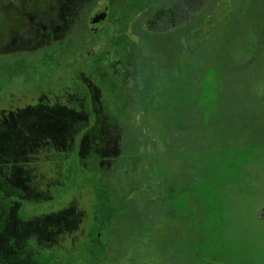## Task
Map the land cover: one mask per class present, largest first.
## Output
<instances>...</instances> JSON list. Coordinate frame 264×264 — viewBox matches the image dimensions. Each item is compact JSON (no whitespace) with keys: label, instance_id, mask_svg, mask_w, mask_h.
<instances>
[{"label":"rangeland","instance_id":"1","mask_svg":"<svg viewBox=\"0 0 264 264\" xmlns=\"http://www.w3.org/2000/svg\"><path fill=\"white\" fill-rule=\"evenodd\" d=\"M215 1L0 0V264H264V90L234 88L264 5L244 26ZM87 99L99 137L76 133Z\"/></svg>","mask_w":264,"mask_h":264},{"label":"trees","instance_id":"2","mask_svg":"<svg viewBox=\"0 0 264 264\" xmlns=\"http://www.w3.org/2000/svg\"><path fill=\"white\" fill-rule=\"evenodd\" d=\"M224 1L225 0H216L215 1V5H213V8L216 9V13H217V18L219 21L221 22H226L227 20V16L229 14L225 13V11L227 12V9L224 8ZM233 4H236V6L241 5L236 14L239 16V18L244 21V26L248 25L249 22H245V19L247 17H249L251 15V9H255L257 12H259L260 8L262 9V6L264 5V0H262V6H260V3H256V1H260V0H246L245 2H243L244 0H242V2L240 0H230ZM249 5L251 6L249 8ZM264 9V6H263ZM165 14H163V11H158L155 14V17L150 19L148 22V26L150 28H152L154 26V24L156 23L157 19H161V16H163ZM241 25L237 26V29H241ZM238 36H235V39L239 42V44H237V42L235 43L233 41V45H236V47H233L232 49L235 50V52L230 53L231 55L238 56L239 53H242L243 48H244V39H243V33L239 32L237 33ZM246 55V54H245ZM232 62L237 65L240 62V59L235 58L232 59ZM250 70V71H249ZM75 70H70V73H72V77H74V73ZM245 73L246 75L250 72L248 78L250 79H246L243 75H241L242 73ZM253 72L257 73V76L254 77ZM79 74V72L76 73V76ZM240 76L238 77L240 80H238L236 83L234 82V88L236 90H240L243 92H247V96H252L253 94L255 96L253 97H257L258 93L257 91L259 90H264V48L262 49L260 56L257 60V63L255 64V66L251 65L249 68L247 69H243V71L241 72ZM252 77V78H251ZM244 79V80H243ZM105 82H107L108 80L105 78L104 79ZM66 85L61 86V88L63 89L61 92L63 93H67L72 91L73 93H77V90H73L74 87L77 85V81H76V77H74L73 79H71L70 83H65ZM98 84H101L100 81H98ZM111 84H108L106 87L108 90L111 89ZM233 86V85H232ZM55 92H51L48 93L47 96H55L54 95ZM82 92L80 91V93H77V96L79 98L82 99ZM252 98V97H251ZM253 99V98H252ZM85 104L84 105V112L87 115V119H83L81 121H79L78 127L76 129V133L80 136V137H84L86 136H101V130H102V126H103V110L101 105H99V103L93 99H87L84 100ZM248 106V105H247ZM249 107V106H248ZM247 107V110H249V108ZM261 109L258 112V115H253L255 117H261L263 122L261 123V127H259L258 129H261V134L263 135L264 133V105L260 106ZM250 111V110H249ZM251 112V111H250ZM249 112V113H250ZM252 113V112H251ZM208 139V137H207ZM217 140V138H216ZM258 143H260V139H255ZM206 143H209V147L212 149H215L214 147H220V143L216 144V143H210L208 141H206ZM205 143V144H206ZM222 143V142H221ZM204 145V144H203ZM202 146V145H201ZM207 147V148H209ZM206 149V148H205ZM14 195L13 190L11 189L10 185L8 184V182H6L4 179L0 178V231L2 230L8 216H9V210L11 208V203H10V197H12Z\"/></svg>","mask_w":264,"mask_h":264},{"label":"water","instance_id":"3","mask_svg":"<svg viewBox=\"0 0 264 264\" xmlns=\"http://www.w3.org/2000/svg\"><path fill=\"white\" fill-rule=\"evenodd\" d=\"M106 17V13L104 12H98L91 18V24H97L102 22Z\"/></svg>","mask_w":264,"mask_h":264},{"label":"flooded vegetation","instance_id":"4","mask_svg":"<svg viewBox=\"0 0 264 264\" xmlns=\"http://www.w3.org/2000/svg\"><path fill=\"white\" fill-rule=\"evenodd\" d=\"M92 18V17H91ZM97 25H100V24H94V26H97ZM96 32V29H94V28H92L91 30H90V33L91 34H94ZM92 35H90V37H91ZM89 37V36H88ZM53 98H55V96H53Z\"/></svg>","mask_w":264,"mask_h":264}]
</instances>
